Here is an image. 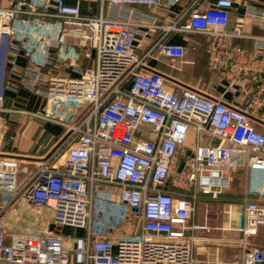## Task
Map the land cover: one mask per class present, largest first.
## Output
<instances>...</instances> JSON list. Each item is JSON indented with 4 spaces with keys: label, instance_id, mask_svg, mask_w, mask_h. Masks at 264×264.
I'll use <instances>...</instances> for the list:
<instances>
[{
    "label": "built area",
    "instance_id": "built-area-1",
    "mask_svg": "<svg viewBox=\"0 0 264 264\" xmlns=\"http://www.w3.org/2000/svg\"><path fill=\"white\" fill-rule=\"evenodd\" d=\"M101 1L106 12L98 16L64 0L0 6V123L19 73L45 102L24 112L64 128L60 144L24 180L20 161L0 154V264H196L198 241L214 239L199 234L209 230L196 221L202 195L219 197L241 165L264 170V133L252 118L264 108V58L234 42L243 36L229 30L236 0ZM257 6L248 4L247 14L264 21ZM19 18L58 29L43 60L20 72L9 53L21 48L9 23ZM175 34L204 35L209 66L231 79L240 98L253 92L252 101L231 106L211 92L168 86L148 60L178 68L189 47L172 42ZM256 40L264 48V36ZM70 52V62L58 65ZM204 133L218 143L202 144ZM244 199L241 264H264V246L247 247L264 224V205ZM20 200L50 210L54 227L10 230L7 213ZM125 221L128 229L118 233ZM62 226L84 233L65 235Z\"/></svg>",
    "mask_w": 264,
    "mask_h": 264
},
{
    "label": "crops",
    "instance_id": "crops-1",
    "mask_svg": "<svg viewBox=\"0 0 264 264\" xmlns=\"http://www.w3.org/2000/svg\"><path fill=\"white\" fill-rule=\"evenodd\" d=\"M20 1L22 0H0V6L12 7ZM64 1L72 5L78 4L84 15L98 16L106 12V5L101 0ZM251 3L258 5V10L264 11V0H246V2L236 0L235 8L231 12L229 30L233 32L241 30L243 36L234 38V42L259 58H264V48L257 44L256 40L257 36H264V21L247 14V5ZM137 9L143 12L149 11L144 5L137 6ZM9 23L15 25L13 38L21 47L19 52L9 50V53L16 58L18 71L20 72L28 64L41 62L46 56L50 40L58 32L57 24L45 25L38 19L37 22H31L30 26H26L22 24L20 18ZM172 42L186 44L189 47L185 57L179 61L178 68L156 58L148 60L149 69L163 73L167 77L168 86L179 82L201 92H211L215 96H221L231 106H240L242 100L252 101L253 92L248 93L245 99L240 98L241 91L231 79L220 77L219 72L209 66L205 36L175 34ZM71 54L72 52L66 57H59L57 64H68ZM83 62L84 66L92 64L91 59ZM60 69L61 67L54 68V70ZM12 75L13 79L21 84L17 91L9 89L5 94L4 104L9 110L2 116L0 154L14 156L20 161V180H24L35 171L38 163L60 144L64 128L24 112L40 110L45 102L41 95L26 89L19 73ZM258 79H264V71L260 73ZM256 81L250 83V86L254 87ZM252 118L256 129L264 133V108H259L257 115H253ZM6 120H9V123H6ZM5 133L7 134L4 135ZM192 136L194 137L193 134ZM200 139L202 144L218 143L217 138L207 133L202 134ZM230 174L233 180L229 188L216 198L209 194L202 195L198 204L196 221L205 222L209 227V230L199 234L214 239L198 241L195 251L196 264H241L243 248L236 242L243 237L241 227L245 221L244 197L248 196L250 200L264 205V170H254L241 165ZM14 208L7 213L10 230L25 232L50 229L51 225L48 224L52 219L50 210L46 208L39 210L24 200H20ZM205 213L208 215L205 216ZM256 246H264V224L260 225L257 233L248 240L247 247Z\"/></svg>",
    "mask_w": 264,
    "mask_h": 264
},
{
    "label": "rangeland",
    "instance_id": "rangeland-1",
    "mask_svg": "<svg viewBox=\"0 0 264 264\" xmlns=\"http://www.w3.org/2000/svg\"><path fill=\"white\" fill-rule=\"evenodd\" d=\"M5 123V122H4ZM6 123H9V120H6ZM5 123V124H6ZM0 127H3V121L0 123ZM7 133H5L4 135H6ZM0 136H1V133H0ZM35 207V206H34ZM37 209H44V208H42V207H36ZM134 218V215H130V217H129V219H133ZM124 224L123 225H121V227H118L117 229H118V233H121V232H125L127 229H128V227H129V224H130V222L129 223H127L126 221L125 222H123ZM62 232H63V234H65V235H68V234H70V235H72L73 237H75V236H77V235H80V234H82V233H84V230H82L81 228H77V227H73V226H66V227H63L62 226Z\"/></svg>",
    "mask_w": 264,
    "mask_h": 264
},
{
    "label": "water",
    "instance_id": "water-1",
    "mask_svg": "<svg viewBox=\"0 0 264 264\" xmlns=\"http://www.w3.org/2000/svg\"><path fill=\"white\" fill-rule=\"evenodd\" d=\"M51 227H54V225H52Z\"/></svg>",
    "mask_w": 264,
    "mask_h": 264
},
{
    "label": "trees",
    "instance_id": "trees-1",
    "mask_svg": "<svg viewBox=\"0 0 264 264\" xmlns=\"http://www.w3.org/2000/svg\"><path fill=\"white\" fill-rule=\"evenodd\" d=\"M202 36H204V35H202Z\"/></svg>",
    "mask_w": 264,
    "mask_h": 264
}]
</instances>
